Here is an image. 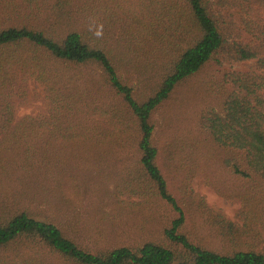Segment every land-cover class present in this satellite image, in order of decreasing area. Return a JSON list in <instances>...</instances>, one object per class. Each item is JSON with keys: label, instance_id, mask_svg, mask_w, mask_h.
<instances>
[{"label": "trees", "instance_id": "obj_1", "mask_svg": "<svg viewBox=\"0 0 264 264\" xmlns=\"http://www.w3.org/2000/svg\"><path fill=\"white\" fill-rule=\"evenodd\" d=\"M224 62L253 64L219 71ZM122 70L136 72L138 91ZM31 81L45 109L17 118ZM75 148L131 154L112 200L159 204L166 224L132 244L84 245L15 210L3 189L0 264H264V0H0V175L39 168L60 184ZM197 178L241 203L242 225L193 192ZM197 215L221 250L195 236Z\"/></svg>", "mask_w": 264, "mask_h": 264}, {"label": "rangeland", "instance_id": "obj_2", "mask_svg": "<svg viewBox=\"0 0 264 264\" xmlns=\"http://www.w3.org/2000/svg\"><path fill=\"white\" fill-rule=\"evenodd\" d=\"M236 25L240 26L238 22ZM252 64L253 62L239 64L224 62L223 68L218 69L219 71L222 69L246 72ZM128 74L130 79H127L125 71H120L121 77L126 78L128 83L138 91L140 87L136 72L130 71ZM28 89L29 103L17 107V118L35 116L45 109L42 87L31 81ZM192 108L193 105L190 106V109ZM165 116V111L162 110L153 117L154 136L158 143H162L165 138L162 133L166 127ZM74 152L76 153H69L67 159L59 163L57 179L60 184L55 182L52 175H43L39 168H33L35 170L32 172L20 169L19 172H11L9 176L0 175V194L4 195L3 189H6L8 193L6 202L15 210L26 209L41 220L54 222L60 228L66 229L71 236L78 237L84 245L97 243L102 247H118L132 244L149 228L155 230L157 228L158 232L161 225L166 224L165 216L159 214L163 213L162 208L158 207L159 204H156L153 210L149 206L140 208L129 203L128 208H125L128 199L125 195L121 197L125 204L121 205L112 200L111 191L116 184L120 181L127 183L126 177L121 175L123 174L121 163L130 164L129 155L131 154L103 155L96 159L91 156L93 153L91 152L90 159H88L80 154L81 150L75 148ZM192 189L225 220L242 225L238 217L241 203L229 201L218 194L215 189L204 182V178L195 179ZM131 201L139 202V199L131 197ZM70 223H73V228H68ZM193 224V228L198 230L195 236L200 239V242L219 248L218 250L224 247L221 237L215 234L214 225L212 226L208 220L204 223L201 215H197ZM260 230L264 238L263 228ZM257 241L260 242V239L257 238ZM228 248L227 245L226 252L229 251Z\"/></svg>", "mask_w": 264, "mask_h": 264}]
</instances>
